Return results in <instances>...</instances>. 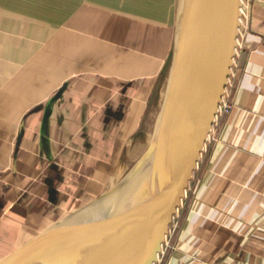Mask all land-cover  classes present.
<instances>
[{"label":"crops","instance_id":"obj_1","mask_svg":"<svg viewBox=\"0 0 264 264\" xmlns=\"http://www.w3.org/2000/svg\"><path fill=\"white\" fill-rule=\"evenodd\" d=\"M5 1L0 105L31 107L23 118L8 108L12 129L1 123L8 142L0 152V262L50 230V215L103 193L130 167L135 146L149 148L180 2ZM247 1L224 96L232 109L217 122L168 264H264V0ZM0 114L5 121L4 108Z\"/></svg>","mask_w":264,"mask_h":264},{"label":"water","instance_id":"obj_2","mask_svg":"<svg viewBox=\"0 0 264 264\" xmlns=\"http://www.w3.org/2000/svg\"><path fill=\"white\" fill-rule=\"evenodd\" d=\"M241 16L242 0H180L174 49L167 64L168 83L146 153L138 212H126L113 224H104L116 238L106 256L97 255L98 244L92 248L90 244L86 253L65 264L91 257L90 264H157L225 96ZM104 234L94 243L101 242ZM23 248L0 263L16 257Z\"/></svg>","mask_w":264,"mask_h":264},{"label":"rangeland","instance_id":"obj_3","mask_svg":"<svg viewBox=\"0 0 264 264\" xmlns=\"http://www.w3.org/2000/svg\"><path fill=\"white\" fill-rule=\"evenodd\" d=\"M4 2L7 3V1L5 0ZM242 2H244V0H242ZM247 2L248 1L246 0V3ZM44 4L45 3L42 4L38 2L37 6ZM42 12H44V10H42ZM242 21H243V17L241 18V22ZM168 77H169V70L166 80V87L163 89V94L161 91V97L159 98L158 101L159 103L153 106V109L150 113V117L148 120L149 123L148 140L150 141L149 143H151L152 141L156 121L163 106L167 83H168ZM28 96H29V90L22 89L21 97L26 98V100L28 101L29 98ZM12 98H13V94L11 93H8L4 96L5 100ZM30 107L31 105L27 103L21 104L19 107L12 105H0V113H1V108H4V115H5V121H3V118H0L1 154L6 149V144L8 142V137L4 136V128L1 126V123L4 124L6 123L5 130L10 128L12 129L13 127L12 112L11 111L9 112L8 108L10 110L12 109V111L13 108H15V112L17 113L19 112L21 118H23L24 114L28 113L27 111L29 110ZM223 115L222 113L218 114L217 121L214 124L213 129L210 133L205 150L201 157V161L199 162L198 167L194 173V176L187 188L186 195L182 201V205L180 206V208L178 209L177 213L173 218L168 236L163 245V249L157 264H168L171 258L175 257V252L179 248V241L182 239L184 224L190 213L192 198L197 190L198 178L200 176V171L202 170L201 166L205 164L209 151L214 147L218 139V135H219L218 131L220 126L217 127V124L219 123ZM0 116L2 115L0 114ZM7 122L9 124H7ZM12 137L13 136H11L9 140L11 145H12ZM19 139L20 137L17 139L16 145L19 143ZM139 139L141 138L139 137ZM147 145L148 144L144 143L143 145L135 146V149L132 151L133 154L131 152L133 160L130 161L131 163L130 167H128L125 171L123 170L124 172L121 170L122 172L120 171L119 177L116 179V181H114V183L111 185H107L105 191H102L103 193L100 194L101 196L100 195L97 196V198L94 200H87L86 202H84V206L81 209L71 212L70 214L62 213L60 215L59 214L55 215L54 217L50 215V223H48L47 225L48 227H46V229L47 228L50 229L49 233L45 231L41 233L37 232L35 233L34 237L31 236L33 238L28 237L30 239L23 246L24 247L23 251L19 255L0 264H47V263L50 264V260L56 258L59 252L62 250L61 248H57V247L56 250H54L51 249L50 247L52 245L56 246L57 244H59L60 241L58 240H63V244H65L66 241H67L66 243H68L69 240L72 241L73 239H76L78 233L83 232L84 235L86 236V234L89 232V231L87 232V230L90 225H93L96 228L97 226L99 225L101 226L105 222H110V224H113L115 221H111V220L119 219L126 212L130 214H134V212L132 211H134L135 208H131L132 206L130 205L128 206V203L133 201V199L136 198L137 194H139L141 190L140 187L141 185L138 184L139 183L141 184V180H140L142 177L141 167L144 157L146 156V153L148 151ZM107 199H110L111 203L103 209H98L101 207V204L105 202ZM122 204H124V206L119 207ZM56 230L57 232H54ZM194 257L196 256L194 255ZM215 264H221V263L217 262Z\"/></svg>","mask_w":264,"mask_h":264},{"label":"bare ground","instance_id":"obj_4","mask_svg":"<svg viewBox=\"0 0 264 264\" xmlns=\"http://www.w3.org/2000/svg\"><path fill=\"white\" fill-rule=\"evenodd\" d=\"M241 18H242V16H241ZM147 162H148V156L147 157L145 156L144 160L142 162V167H141V173H142V177L140 179L141 180V184L138 182L139 183L138 185H141L140 186L141 190H142L143 182L146 179L145 178V174H146V166L148 164ZM141 190H140V193L137 194L136 198H134L133 201L128 203V206L129 205L132 206L131 208H135V210H137V208L139 206V203H140ZM110 199H107L105 202H103L101 204V207L98 208V209H103L107 205H109L111 203ZM124 204L120 205L119 207H123ZM135 210L132 211V212H135ZM137 212H138V210H137ZM111 221H116V220H111ZM105 223H103L101 226L100 225L97 226L96 228L93 225L89 226V224H88L89 227H88L87 232L88 231L89 232L86 234V236L84 235L83 232L82 233H78V235L76 236V239H73L74 241L72 240V241H70L68 243H65V244H62V245L58 246L57 248H61L62 250L59 252V254L57 255L56 258H53L52 260H50V264H65L66 262H64V261L68 260L69 258L82 256L84 253H86L88 251V249H89L88 246L90 244H91L90 248H92L93 244H95V245L98 244V246L96 248L99 249V253L97 255L102 254L103 256H106L108 254V252H109V248H108V247H110L109 244H111L113 240L115 241L116 238L115 237L113 238L112 232H108L107 230H105L106 227H107V226L105 227V225H104ZM54 232H57V230L54 231ZM102 232H104L105 234L101 237V242L94 243V241L96 239H98L99 236H101L100 234ZM129 235H130V233L128 235H126L124 238H122V241L124 239H126ZM126 243L130 244L127 241H124L122 244L127 245ZM54 250H56V248H54ZM91 260H92V257H91V259H88V260H85V261H80V262H77V263H74V264H90Z\"/></svg>","mask_w":264,"mask_h":264},{"label":"built area","instance_id":"obj_5","mask_svg":"<svg viewBox=\"0 0 264 264\" xmlns=\"http://www.w3.org/2000/svg\"><path fill=\"white\" fill-rule=\"evenodd\" d=\"M231 109H232V104H230L229 102L225 101L224 98H223V101H222V103L220 105L218 114H220V113H222V115L223 114H227V113H229L231 111ZM217 118H218V116H217ZM216 121H217V119H216Z\"/></svg>","mask_w":264,"mask_h":264}]
</instances>
